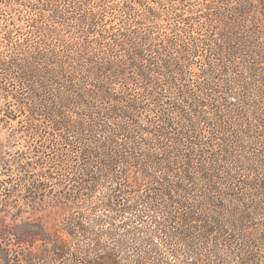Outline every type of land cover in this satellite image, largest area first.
I'll return each instance as SVG.
<instances>
[{
    "label": "trees",
    "instance_id": "obj_1",
    "mask_svg": "<svg viewBox=\"0 0 264 264\" xmlns=\"http://www.w3.org/2000/svg\"><path fill=\"white\" fill-rule=\"evenodd\" d=\"M209 1L197 16L186 0L161 1L164 20L146 8L145 20L168 22L157 36L129 28L121 14L109 18L102 6L42 26L45 38L60 25L79 27L64 46L61 35L44 39L38 82L57 86L54 99L44 97L42 110L18 100L24 110L0 120L61 145L52 160L61 169L72 161L77 172L58 182L60 202L73 208L105 187L91 209L104 214L92 224L79 213L53 230L28 222L5 230L25 246L0 242L5 264H264V161L251 151L256 136L264 143V0ZM196 23L200 36L189 34ZM201 57L205 80L187 84ZM220 74L228 75L223 86L213 80ZM47 179L43 194L31 190L34 199L54 191L53 174ZM133 219L149 224L148 238L129 237ZM100 223L109 228L95 231ZM81 234L84 246L74 242Z\"/></svg>",
    "mask_w": 264,
    "mask_h": 264
},
{
    "label": "rangeland",
    "instance_id": "obj_2",
    "mask_svg": "<svg viewBox=\"0 0 264 264\" xmlns=\"http://www.w3.org/2000/svg\"><path fill=\"white\" fill-rule=\"evenodd\" d=\"M130 1L0 0V118L6 116V114L11 116V113H19V110H24L19 101L26 103L28 106L36 105L39 107L38 109L42 110L45 104L44 97L50 96L52 98L53 94L55 96L57 88L55 84L50 85L51 88L45 90L38 82L39 80L42 81L41 78L39 79V72L44 69L40 57L47 50L44 39L47 38L52 41L50 39L51 37L59 39L61 35L62 39L60 41L57 39V41L61 46H64L65 40L70 41L73 39V34L78 32L79 27L60 25L58 27V36L49 35L45 38L41 33V29L43 30L42 26L51 27L53 25L51 22L52 19L64 20L65 18L69 20L72 17L84 14L85 11L88 13L90 10L99 9L98 6H102L107 7L110 12L108 14L109 18L113 19L114 16L119 17L120 14L126 18L125 24L129 28L135 29L145 26L151 29L152 32H155V36L163 34V31H168L165 29V25L168 22H162V20L155 22L154 20L149 21L150 19L145 20V14H147L146 8L149 7H153L157 12H161L165 16L167 9L159 8L158 3L161 1L166 2V0H137L138 3L136 4ZM186 1L192 4L191 10L193 9L196 12V16L202 14L199 10H202L207 2V0ZM89 2L90 5L87 6L86 4ZM208 2L210 1L208 0ZM214 4L215 6L213 7H218L216 6V2ZM81 8L82 10H80ZM177 12L185 16L189 14L183 10H178ZM166 18V16L163 17V20ZM68 20L66 22H69ZM119 22V20H116V23ZM193 26L189 34L198 36L199 33L197 32H201V26L198 23L193 24ZM159 31L161 33H158ZM204 61L203 57L196 59V64L187 69L188 72L185 76L187 84L195 85V80L198 82L205 80V77L202 79L199 75L205 69ZM30 69L38 72V79L34 76L30 77V73H28ZM208 74L211 79L212 72H208ZM227 76L226 74H220L217 79L213 80L219 86H223L228 80ZM248 79H251V87L258 86L254 78ZM54 96L52 99H54ZM148 114L153 115L151 111ZM5 119L6 121L4 119L0 120V242H3L4 245L8 243L10 250L23 249L25 246L19 248L13 245L16 242L14 239H11L5 230L24 226L27 222L30 224H40L48 230H53L60 226L72 214L85 213L88 221L91 218L94 219L103 216L104 211L102 208L97 211H91V209L106 192L105 187H99L96 193L85 197L79 206L74 205L73 208H70L64 205L60 202L62 195L58 193L61 188L58 182L74 176L75 172H77L76 163L69 161L61 169L58 167V164H60L59 158L52 160L55 151L58 150L60 152L59 149H62L61 145L49 142L45 136L41 137L39 134L31 136L30 131L26 130V128L20 130V125L17 121L10 120L9 118ZM236 121L241 123L243 119L238 118ZM73 135L71 136L72 141L78 143L80 140ZM32 138L36 141L32 140ZM253 140V144H251L253 157H258L259 160L264 161V143L262 138L256 136ZM35 150L37 153L34 152ZM261 165L262 163L258 165L256 172H260ZM48 173L53 174V179H50V182L53 184L54 191H47L44 193L46 194L44 197L39 198L38 196L37 199H34L30 193L31 190L43 194L41 184L48 180ZM244 174H248V172ZM131 221L132 223H128V227L132 232L129 237H133L136 233L148 238L149 224L147 222L142 224L140 221L134 219ZM116 222L119 224V219ZM90 223L92 224V222ZM108 226V223H100L99 225L93 226V228L95 231H101L102 228H109ZM123 230L124 228L115 230V234L118 237H123ZM89 231L92 230L90 229ZM100 241L104 245H107V247L112 242L105 235L101 237ZM74 242L84 246L89 242V238H84L81 234ZM156 242L159 243V240L157 239ZM10 243L12 244L10 245ZM128 243L129 246L133 245V239L128 240ZM38 244L40 246V243ZM164 252L167 260H175V257L170 255L167 250ZM131 253L132 251L129 254L124 252L121 257H130ZM5 254L7 253L0 251L1 257L4 258ZM13 254V252H10L8 256L12 258ZM0 264H5V262L0 259Z\"/></svg>",
    "mask_w": 264,
    "mask_h": 264
}]
</instances>
